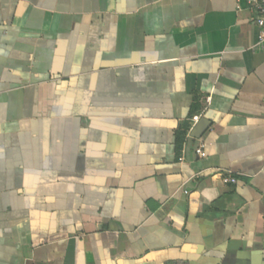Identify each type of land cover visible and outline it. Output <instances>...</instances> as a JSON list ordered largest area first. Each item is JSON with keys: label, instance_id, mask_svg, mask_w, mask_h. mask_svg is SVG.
Returning a JSON list of instances; mask_svg holds the SVG:
<instances>
[{"label": "crops", "instance_id": "crops-1", "mask_svg": "<svg viewBox=\"0 0 264 264\" xmlns=\"http://www.w3.org/2000/svg\"><path fill=\"white\" fill-rule=\"evenodd\" d=\"M256 16L0 0V264H264Z\"/></svg>", "mask_w": 264, "mask_h": 264}, {"label": "built area", "instance_id": "built-area-1", "mask_svg": "<svg viewBox=\"0 0 264 264\" xmlns=\"http://www.w3.org/2000/svg\"><path fill=\"white\" fill-rule=\"evenodd\" d=\"M248 2L255 7L257 13L255 21L259 28V33L256 47L264 50V0H248ZM200 118L201 116L199 115L194 116L192 118L193 124L195 125L200 120ZM196 153L203 158L206 157V152L203 149V145H200L197 148ZM223 181L225 183H236L237 179L234 176L227 174L224 176Z\"/></svg>", "mask_w": 264, "mask_h": 264}, {"label": "water", "instance_id": "water-1", "mask_svg": "<svg viewBox=\"0 0 264 264\" xmlns=\"http://www.w3.org/2000/svg\"><path fill=\"white\" fill-rule=\"evenodd\" d=\"M212 125V120L207 117H201L200 120L195 124L191 131V136L200 139L209 130Z\"/></svg>", "mask_w": 264, "mask_h": 264}]
</instances>
